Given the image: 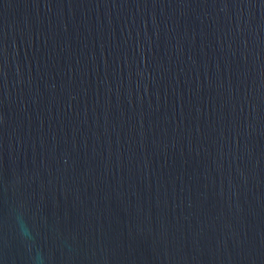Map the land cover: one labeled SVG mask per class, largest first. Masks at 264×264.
I'll use <instances>...</instances> for the list:
<instances>
[{
	"label": "water",
	"instance_id": "1",
	"mask_svg": "<svg viewBox=\"0 0 264 264\" xmlns=\"http://www.w3.org/2000/svg\"><path fill=\"white\" fill-rule=\"evenodd\" d=\"M36 250L264 264V0H0V264Z\"/></svg>",
	"mask_w": 264,
	"mask_h": 264
},
{
	"label": "clouds",
	"instance_id": "2",
	"mask_svg": "<svg viewBox=\"0 0 264 264\" xmlns=\"http://www.w3.org/2000/svg\"><path fill=\"white\" fill-rule=\"evenodd\" d=\"M15 224L20 237L25 242L26 248L30 253H32L35 237L32 233L31 228L28 226L22 212H16ZM31 264H46V259L39 250H36V252L31 256Z\"/></svg>",
	"mask_w": 264,
	"mask_h": 264
}]
</instances>
